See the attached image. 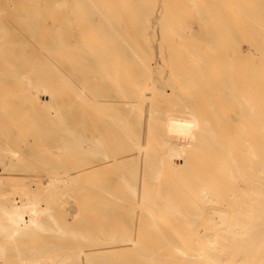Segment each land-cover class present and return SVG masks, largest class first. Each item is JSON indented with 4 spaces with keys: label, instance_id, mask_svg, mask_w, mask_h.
<instances>
[{
    "label": "bare ground",
    "instance_id": "obj_1",
    "mask_svg": "<svg viewBox=\"0 0 264 264\" xmlns=\"http://www.w3.org/2000/svg\"><path fill=\"white\" fill-rule=\"evenodd\" d=\"M0 264H264V0H0Z\"/></svg>",
    "mask_w": 264,
    "mask_h": 264
},
{
    "label": "rangeland",
    "instance_id": "obj_2",
    "mask_svg": "<svg viewBox=\"0 0 264 264\" xmlns=\"http://www.w3.org/2000/svg\"><path fill=\"white\" fill-rule=\"evenodd\" d=\"M21 4H19L18 6H14L13 8H10V10L9 11H12V12H17V11H19L20 9H21V6H20ZM15 8V9H14ZM51 22V21H50ZM157 39V35L156 34H152L151 35V37H150V39H151V41H150V39H148L149 40V42L152 44V47L154 46V48H153V50L154 51H152V47H151V52H153L154 54H153V58H154V56H155V58H154V60H157V58H156V56H157V53H158V50H157V47H155L156 46V44L155 45H153V43H152V41L154 40V39ZM149 43V44H150ZM154 85L155 86H158V82L156 83V82H154ZM45 97V98H44ZM46 100V101H45ZM48 101V98L46 97V96H43V97H41L40 96V100H39V102H47ZM13 172H11V174H12ZM9 185H16V183L15 182H12V183H9ZM141 228L143 229V227H142V224H140V228H139V231H138V233L136 234L135 233V235H134V237L136 236V238L138 237V241L141 239V241H142V238L140 237L141 236ZM135 238V239H136ZM137 240V239H136ZM137 242V241H136Z\"/></svg>",
    "mask_w": 264,
    "mask_h": 264
}]
</instances>
